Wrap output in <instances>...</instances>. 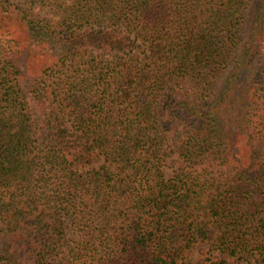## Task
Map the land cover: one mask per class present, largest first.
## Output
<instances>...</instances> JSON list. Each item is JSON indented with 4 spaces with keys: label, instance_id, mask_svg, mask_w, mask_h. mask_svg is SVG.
Returning <instances> with one entry per match:
<instances>
[{
    "label": "trees",
    "instance_id": "1",
    "mask_svg": "<svg viewBox=\"0 0 264 264\" xmlns=\"http://www.w3.org/2000/svg\"><path fill=\"white\" fill-rule=\"evenodd\" d=\"M197 241L264 264V0H0V264Z\"/></svg>",
    "mask_w": 264,
    "mask_h": 264
},
{
    "label": "rangeland",
    "instance_id": "2",
    "mask_svg": "<svg viewBox=\"0 0 264 264\" xmlns=\"http://www.w3.org/2000/svg\"><path fill=\"white\" fill-rule=\"evenodd\" d=\"M15 2H24L26 1V3L28 2V0H12ZM38 5H40L38 3ZM38 8V7H37ZM39 10L40 13L42 14H47V10L46 8H41V5L39 6V8L37 9ZM12 22V21H10ZM7 29L12 31L15 36H17V39L19 41L20 47H24L26 42H25V38L23 37V34L21 33V31H19V27H17V25L13 24V23H8L7 24ZM25 35V33H24ZM39 47V46H38ZM31 51V50H29ZM49 56L43 52V51H39V50H35V51H31L29 52L27 58H26V69L24 68L25 73L23 75V79H26L28 74L33 73L34 70H36L37 68H41V66L43 64H46L49 61ZM20 65V63H19ZM21 67V65H20ZM24 67V66H23ZM207 254V247L206 244L201 242V241H197L195 242L193 245H191L189 248L185 249L182 254H181V258L177 260V264H196V262L201 259L204 258ZM237 264H257L255 262H253L252 260L245 261L243 259H237L234 258L233 259Z\"/></svg>",
    "mask_w": 264,
    "mask_h": 264
}]
</instances>
